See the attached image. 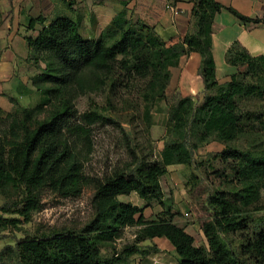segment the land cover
I'll list each match as a JSON object with an SVG mask.
<instances>
[{
  "label": "trees",
  "instance_id": "16d2710c",
  "mask_svg": "<svg viewBox=\"0 0 264 264\" xmlns=\"http://www.w3.org/2000/svg\"><path fill=\"white\" fill-rule=\"evenodd\" d=\"M188 30L178 46L168 48L147 24L134 20L126 9L118 12L96 38L83 35L79 23L57 17L48 23L44 17L30 18L28 29L39 25L35 36L24 38L39 74L31 85L39 96L29 107L9 98L11 110L0 109V232L30 221L43 208L47 197L76 198L91 184V214L81 224L41 236L25 237L0 250V264H124L134 254H145L139 244L157 237L173 248L177 264H264V216L254 220L246 211L260 207L264 192V149L253 151L233 144L250 137L264 112L245 110L241 100L264 102V55L252 56L233 41L224 62L235 69L229 80L220 83L212 53V24L225 10L241 24L264 26V13L249 18L216 0H189ZM191 53L200 58L197 74L204 95L200 104L192 98L175 96L165 122L167 140L154 162L142 160L131 146L130 137L113 119L97 111L79 113L75 101L83 94L103 92L109 85L138 84L149 103L166 101L170 69ZM116 126L129 151V161L100 176L88 173L94 150V126ZM209 136L226 144L218 153L240 178V185L227 196L206 198L210 221L202 224L209 246V257L194 245L185 228L173 222L174 214L162 210L153 219L144 218L145 209L157 204L162 209L160 178L172 165H191L197 144ZM176 136L178 139L170 138ZM135 193L143 205L138 207L119 199ZM125 228H136L131 244L109 257L101 250L113 245ZM237 235L232 246L226 237Z\"/></svg>",
  "mask_w": 264,
  "mask_h": 264
},
{
  "label": "rangeland",
  "instance_id": "374dc122",
  "mask_svg": "<svg viewBox=\"0 0 264 264\" xmlns=\"http://www.w3.org/2000/svg\"><path fill=\"white\" fill-rule=\"evenodd\" d=\"M133 19L138 20L136 17ZM189 55L182 56L178 66L170 69L171 77L166 89V101L147 102L142 97V90L138 83L126 89L123 85H116L114 88L108 85L103 92L83 94L75 101V107L79 113L97 111L113 119L130 137L131 146L138 157L154 162L159 159L160 151L168 138L165 122L168 107L173 103V98L175 96L190 97L194 104L198 105L204 95L210 93L203 89L201 78L197 74L198 63L189 58ZM27 61L29 63L26 61L22 63L20 70L15 73V80H12L15 81V85L10 86L8 90L0 87V96L3 97L0 99V109L4 112H9L12 108L9 98L18 100V103L24 107L32 106L39 99L32 89L31 78L39 74L37 66L43 67V64L35 65L31 58ZM234 72L235 69H233ZM231 74V71L219 69L216 72V78L220 83H224L229 80ZM16 86L21 90L24 89V92H15ZM30 90H33V93L29 92ZM240 105L245 110L264 112V102L257 99L241 100ZM93 136L94 150L87 165L89 174L100 176L103 172H109L114 167L120 168L129 161V151L116 126L95 125ZM170 138L178 139L176 136H170ZM190 141L197 144L192 151V164L172 165L166 168L165 175L160 178L164 209L155 204L145 210L144 218L153 219L162 210L174 214L173 222L185 228L186 232L193 237L194 245L205 257H209V246L202 231V224L211 219L206 198L213 194L227 196L232 188L239 187L240 178H237L231 168L219 161L217 157L226 144L215 136L201 140L195 134L191 135ZM233 145L253 151L264 149V124L256 125L250 137H241ZM92 192L93 188L91 184H88L76 198L58 199L47 196L43 200V208L34 212L30 221L0 232V250L6 245H14L25 237L41 236L83 223L91 214ZM125 200L133 205L140 204L137 197ZM3 202L4 198L0 195V206ZM261 202L260 207L264 208L263 191ZM246 214L256 220L264 216V210L255 211L250 208ZM0 216L17 218L15 215L2 213ZM135 230L136 228H125L120 239L101 250L102 255L109 257L112 248L118 251L124 245L131 244ZM226 241L234 246L240 242V238L237 235H229ZM139 247L146 253L134 254L124 264H177L173 248L161 237L144 241L139 244Z\"/></svg>",
  "mask_w": 264,
  "mask_h": 264
},
{
  "label": "crops",
  "instance_id": "0c3cea01",
  "mask_svg": "<svg viewBox=\"0 0 264 264\" xmlns=\"http://www.w3.org/2000/svg\"><path fill=\"white\" fill-rule=\"evenodd\" d=\"M216 1L249 18L260 17L264 13V0ZM169 7L176 11H171ZM122 9H126L132 18L136 17L149 25L168 48L178 46L181 43V36L189 27L191 9L189 0H0V87L8 90L10 86L15 85V81L12 80H15L16 71L20 70L21 64L25 61L29 63L24 38L35 36L40 29L39 25H35L32 30L28 29L30 18L42 16L48 23L57 17H68L79 23L85 37L96 38ZM211 31L216 72L225 69L233 73V68L224 62V54L235 40L252 56L264 55L262 25H243L223 10L215 15ZM189 58L195 60L199 66L200 58L197 53H191ZM17 91L23 93L24 89L16 86L15 92ZM32 91L29 92L33 93ZM2 98L0 96V99ZM132 197L138 198L135 193H131L119 199L128 202L125 199ZM139 201L140 204L136 206L141 207L143 201L140 199Z\"/></svg>",
  "mask_w": 264,
  "mask_h": 264
},
{
  "label": "built area",
  "instance_id": "2783aa9c",
  "mask_svg": "<svg viewBox=\"0 0 264 264\" xmlns=\"http://www.w3.org/2000/svg\"><path fill=\"white\" fill-rule=\"evenodd\" d=\"M169 9H170L171 11H173V12H175V11H176L175 9H173V8H171V7H169Z\"/></svg>",
  "mask_w": 264,
  "mask_h": 264
}]
</instances>
